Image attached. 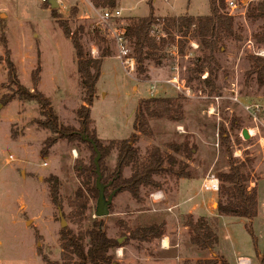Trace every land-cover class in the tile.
<instances>
[{
    "label": "rangeland",
    "instance_id": "obj_1",
    "mask_svg": "<svg viewBox=\"0 0 264 264\" xmlns=\"http://www.w3.org/2000/svg\"><path fill=\"white\" fill-rule=\"evenodd\" d=\"M55 1L58 6L51 8L40 0H0V56L5 58L8 52L18 83L31 88L30 74L39 63L36 88L49 99L62 124L77 128L75 109L82 104V92L74 51L51 10L71 30L83 27L81 42L93 57L98 56L100 48L94 36L97 30L106 41L103 45L108 47L109 55L103 58L96 83L90 128L103 143L128 138L140 100L174 98L182 106V120L150 119V134L138 135L139 157L144 158L152 146L170 152L166 143L187 141L193 147L191 158L185 159L181 154L176 157L187 163L186 170L191 172L188 183L195 186L196 200L202 203V194L206 193L215 209L217 192L203 191L202 180L226 171L229 154L240 161L251 159L249 186L257 185V215L249 220L218 216L215 211L214 216L218 224V249L227 262L237 264L239 259L249 258L251 264H259L264 257V91L253 78L246 80L245 74L249 68L248 55L264 57V44L252 38L263 23H250L245 17L248 3L255 0H233V9L226 3L238 38L227 39L215 54L219 69L213 78V90L203 83L208 75L206 69L198 74V80L187 82L193 60L201 53L193 41L186 44L181 55L176 46H170L160 66L146 62L147 72L141 76L136 73L133 59L132 69L124 62L120 44L130 58L131 49L119 39L122 27L131 18L146 16L149 0H118L115 9L121 14L112 19H103L104 10L94 9L89 0ZM150 3L155 17L209 12V0H150ZM7 71V64L1 61L0 100L10 97L15 88L14 81L7 80ZM172 77H177L187 90L178 91L167 83ZM36 118H40L39 106L34 101L15 97L5 104L0 101V264H47L43 258L59 261V232L63 228L59 211L64 227L76 230V224L67 216V198L80 180L75 164L77 160L88 163L89 150L83 144L59 139L43 156L40 149L51 132L38 127ZM244 128L248 130V139L241 136ZM115 155L114 150L105 159L107 167L114 166ZM129 174L130 169L125 168L123 175ZM50 176L60 182L62 210L51 201ZM154 178L162 183L159 190L141 188V202H136L128 192L117 193L109 214L100 218L107 236L121 244L111 250L112 264H181L184 259L195 261L208 255L189 245L187 228L181 223V218L188 214L183 202L185 193L178 192V183L183 178L174 175ZM160 192L161 197L152 201L153 195ZM95 202H90L84 227L95 218ZM196 211L194 216L200 211L206 216L210 212L208 208ZM160 220L165 221L162 237L148 242L127 241L126 226ZM164 238L165 248L161 246Z\"/></svg>",
    "mask_w": 264,
    "mask_h": 264
},
{
    "label": "trees",
    "instance_id": "obj_2",
    "mask_svg": "<svg viewBox=\"0 0 264 264\" xmlns=\"http://www.w3.org/2000/svg\"><path fill=\"white\" fill-rule=\"evenodd\" d=\"M94 9L112 11L116 8L118 0H89ZM149 13L146 16L131 18L122 27L120 37L131 49V58L135 61L137 75L141 76L147 72L146 62H152L160 66L167 57L170 46H176L178 54H183L187 43L193 41L199 48L200 56L193 60L190 75L187 82L198 80L199 75L206 69L208 75L203 83L213 90L215 88L213 78L219 69L215 54L224 46L229 38L236 36L234 18L226 10L225 0H209V12L205 15H175L155 17L149 0ZM50 6L48 0L43 2ZM43 5V7H45ZM46 8V7H45ZM72 12H75L73 10ZM51 15L57 18L65 37L69 38L75 57V67L78 82L82 92V104L75 109L78 127L74 128L62 124L49 99L39 91L36 86L38 82L39 63L31 71L32 87L27 88L18 83L14 67L9 60L8 52L5 58L0 56V62L5 61L8 66L7 80L14 81L15 88L11 96L1 98V103H7L15 97L19 100L34 101L39 106L40 118L34 119L36 125L47 129L51 135L43 140L40 153L47 155L49 148L59 139L69 143L83 144L89 150L88 163L77 160L75 169L80 178L79 184L73 189L67 198L69 211L68 218L76 224V230L63 227L59 232L60 260L49 261L43 258L47 264H112L113 254L111 250L121 244L114 238L108 237L100 218H92L84 227L86 212L89 210L90 202L97 199L98 190L95 187V166L93 159L95 151L92 144L87 140H93L99 154L100 182L104 185V195L116 190V193L128 192L136 201L141 202V188H152L159 190L162 183L155 180V176L174 175L177 178H190L191 172L186 170L187 163L178 159L176 155L181 154L185 159H190L192 146L187 141L168 142L166 147L170 152L161 150L158 146H152L144 158L139 157V148L136 146L138 135L150 134L149 120L165 118L173 122L182 120L183 111L180 103L174 98L151 97L138 102L132 122L133 131L128 138L121 140H109L103 143L90 128L92 118L90 107L96 93V83L101 74L103 58L109 55L108 47L104 37L97 30L94 36L99 48L98 56L93 57L85 51L81 42L82 26L73 30L67 22L60 20L59 14L51 10ZM245 17L250 23L262 21L258 30L253 32L252 38L256 43L264 44V0H255L248 3ZM249 68L245 71L246 80L253 78L259 88L264 91V57L248 55ZM84 137H87L84 138ZM116 152L115 162L112 168L105 164V159L112 151ZM227 150H224V152ZM225 153V154H226ZM251 164L249 158L243 161L233 159L227 155V170L218 171L217 179L219 188L217 191L216 214L218 216L228 215L243 217L249 220L257 215V185L249 186L251 181ZM125 168L130 169L128 176L123 175ZM49 193L51 201L60 210L63 204L59 195L60 182L55 176L48 178ZM115 196V195H114ZM111 206V204H110ZM109 206V209H110ZM181 223L188 231V243L199 252H207L195 261L184 259L181 264H229L227 260L215 251L217 245V216L212 220L206 216L185 214ZM126 239L148 242L160 238L165 233V221L148 222L136 224L132 227L126 226ZM259 264H264V257L259 259Z\"/></svg>",
    "mask_w": 264,
    "mask_h": 264
},
{
    "label": "crops",
    "instance_id": "obj_3",
    "mask_svg": "<svg viewBox=\"0 0 264 264\" xmlns=\"http://www.w3.org/2000/svg\"><path fill=\"white\" fill-rule=\"evenodd\" d=\"M190 179H180L179 183H178V192H184L185 193V197H184V200L183 202L186 204V212L189 213V214H193L195 212H198L196 210H202L204 208H208L210 210V212L208 213V216H212L214 217V213H215V208L212 207L213 205V202L210 203V197L209 195H207L206 193H203L202 194V203H200V201L198 202V200H196V194L193 193V189H195V186L191 183H188ZM209 193V192H208ZM211 193H214V192H211ZM159 197H161V192L160 193H157L156 195H153V198H152V201H156V199H159ZM182 203V201H181ZM198 215H202L201 211L200 213H197ZM203 216H206V215H203ZM206 216V217H208ZM216 226H217V236H218V224L216 223ZM218 242H219V238H218V241H217V245L215 247V251L222 255L221 252L219 251L218 249ZM161 246L163 248H165V246L167 245L166 244V238L162 239V242H161ZM223 256V255H222ZM261 255H257V257H259ZM224 257V256H223ZM225 258V257H224ZM250 262V259L247 258ZM251 264V262H250Z\"/></svg>",
    "mask_w": 264,
    "mask_h": 264
},
{
    "label": "water",
    "instance_id": "obj_4",
    "mask_svg": "<svg viewBox=\"0 0 264 264\" xmlns=\"http://www.w3.org/2000/svg\"><path fill=\"white\" fill-rule=\"evenodd\" d=\"M48 2L50 3L51 8L58 6V4L55 0H48ZM241 136L244 139H248L249 138L248 130L245 128L242 129L241 130ZM84 138L87 139V137H84ZM87 140L92 144L93 149L95 151V157L93 159V163L95 166V173H96L95 187L98 190V195H97V199L95 202L94 217L101 218V217H104V216L109 214V206L112 202L113 196L116 193V190H112L110 192V194L107 196L104 195V185L100 182L101 174H100L99 163H98L99 158H100V154H99L93 140H91V139H87ZM59 217H60L61 227H64L65 222L62 218V214L60 211H59Z\"/></svg>",
    "mask_w": 264,
    "mask_h": 264
},
{
    "label": "built area",
    "instance_id": "obj_5",
    "mask_svg": "<svg viewBox=\"0 0 264 264\" xmlns=\"http://www.w3.org/2000/svg\"><path fill=\"white\" fill-rule=\"evenodd\" d=\"M41 2H45L46 0H40ZM227 5L229 6L230 9H233L235 7V4L233 2V0H225ZM121 14L119 9H114L112 11H104L102 13V18L103 19H112V18H117L119 17ZM122 32V31H121ZM120 32V34H121ZM119 39H122L119 35ZM121 47V55H123L125 58V63L129 64L130 69L133 68V62H132V58H130L129 56H127V49L123 48V45L120 44ZM121 58V56H120ZM167 83L171 84L176 90L178 91H185L187 89H185V87L183 86V84L181 82L178 81L177 77H172ZM254 118H256L254 116ZM219 188V181L215 176H207L205 177L202 182H201V189L203 191L206 192H217ZM237 264H250L249 260L247 258H241L237 261Z\"/></svg>",
    "mask_w": 264,
    "mask_h": 264
}]
</instances>
